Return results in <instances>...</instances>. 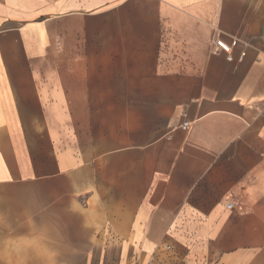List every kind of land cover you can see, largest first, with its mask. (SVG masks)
<instances>
[{
    "label": "crops",
    "instance_id": "0c3cea01",
    "mask_svg": "<svg viewBox=\"0 0 264 264\" xmlns=\"http://www.w3.org/2000/svg\"><path fill=\"white\" fill-rule=\"evenodd\" d=\"M0 264H264V0H0Z\"/></svg>",
    "mask_w": 264,
    "mask_h": 264
},
{
    "label": "built area",
    "instance_id": "2783aa9c",
    "mask_svg": "<svg viewBox=\"0 0 264 264\" xmlns=\"http://www.w3.org/2000/svg\"><path fill=\"white\" fill-rule=\"evenodd\" d=\"M237 44L236 42H233L232 44H228L226 42H224L223 40H217L216 43H215V51L214 53L215 54H218L220 52H223L225 54L228 55V61H233V58H232V50H233V47H235ZM244 56V54H243ZM190 127V124L188 122H185L182 126V129L184 131H187ZM227 209L229 210H236V209H241V206H240V203L237 201V200H230L228 203H227Z\"/></svg>",
    "mask_w": 264,
    "mask_h": 264
}]
</instances>
